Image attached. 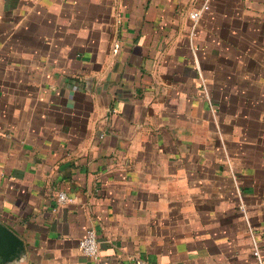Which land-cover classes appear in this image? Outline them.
<instances>
[{
  "label": "crops",
  "instance_id": "0c3cea01",
  "mask_svg": "<svg viewBox=\"0 0 264 264\" xmlns=\"http://www.w3.org/2000/svg\"><path fill=\"white\" fill-rule=\"evenodd\" d=\"M203 3L0 0V264L264 262V0Z\"/></svg>",
  "mask_w": 264,
  "mask_h": 264
},
{
  "label": "built area",
  "instance_id": "2783aa9c",
  "mask_svg": "<svg viewBox=\"0 0 264 264\" xmlns=\"http://www.w3.org/2000/svg\"><path fill=\"white\" fill-rule=\"evenodd\" d=\"M209 3L210 0H204V3L201 8L195 9L190 13V18L194 21V23H196L200 19L204 11L209 9ZM58 201L60 203H65L69 201V198L65 192L61 191L58 194ZM253 243H254V256L257 258L259 264H264L257 241L254 240ZM79 244L84 255L94 260H99L100 250H99L98 233L93 227L87 229L85 235L80 240Z\"/></svg>",
  "mask_w": 264,
  "mask_h": 264
},
{
  "label": "water",
  "instance_id": "95a60500",
  "mask_svg": "<svg viewBox=\"0 0 264 264\" xmlns=\"http://www.w3.org/2000/svg\"><path fill=\"white\" fill-rule=\"evenodd\" d=\"M24 249V242L9 228L0 223V259L13 261Z\"/></svg>",
  "mask_w": 264,
  "mask_h": 264
}]
</instances>
